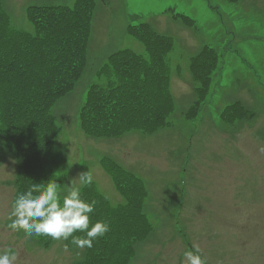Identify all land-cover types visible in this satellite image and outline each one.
Wrapping results in <instances>:
<instances>
[{
  "label": "rangeland",
  "instance_id": "rangeland-1",
  "mask_svg": "<svg viewBox=\"0 0 264 264\" xmlns=\"http://www.w3.org/2000/svg\"><path fill=\"white\" fill-rule=\"evenodd\" d=\"M94 1L85 69L75 89L52 108L62 127L55 140L64 156L62 200L73 184L80 189L87 183L79 179L87 172L112 203L123 201L103 168L107 156L143 180L144 209L154 225L127 264H186L194 244L206 264H264V0ZM74 2L3 0V6L15 27L33 31L29 6ZM139 22L173 40L170 123L149 133L91 136L80 120L88 87L112 52H144L128 33V25ZM206 45L217 48L218 66L208 94L188 119L196 97L192 58ZM235 100L244 102L245 115L225 118ZM12 158L0 163V255L11 249L14 264H75L80 251H65V240L43 247L39 238L8 227L15 219H9L15 202Z\"/></svg>",
  "mask_w": 264,
  "mask_h": 264
},
{
  "label": "trees",
  "instance_id": "trees-1",
  "mask_svg": "<svg viewBox=\"0 0 264 264\" xmlns=\"http://www.w3.org/2000/svg\"><path fill=\"white\" fill-rule=\"evenodd\" d=\"M93 6V0H77L73 6L33 9L35 32L29 33L11 25L0 0V163L8 155L15 160V200L33 185L46 189L65 178L61 171L64 157L55 145L61 127L52 108L83 71ZM128 33L145 50L123 48L110 55L101 68L102 80L90 87L80 109L81 124L91 135L115 136L132 129L154 132L169 125L174 113L169 59L172 38L149 22L128 25ZM218 61L217 48L209 46L192 58L196 100L185 113L188 119H193L208 94ZM228 112L229 117H240L245 109L236 103ZM102 161L125 201L112 204L93 185L80 192L82 200L95 202L89 230L97 222H106L110 231L94 240L92 248L82 250L78 264H127L136 242L153 229L143 209L147 191L138 176L116 161L109 157ZM59 198L63 206L61 195ZM74 235L86 238L87 234L78 231ZM36 238L44 244L53 241L50 236Z\"/></svg>",
  "mask_w": 264,
  "mask_h": 264
},
{
  "label": "clouds",
  "instance_id": "clouds-1",
  "mask_svg": "<svg viewBox=\"0 0 264 264\" xmlns=\"http://www.w3.org/2000/svg\"><path fill=\"white\" fill-rule=\"evenodd\" d=\"M79 179L82 183H92V177L87 172L80 173ZM59 188L58 183H51L46 189L33 185L25 194L19 195L9 217L15 219L8 227L13 231L23 230L29 238L44 235L56 241H67L73 237L71 243L76 247L92 248L94 240L105 236L110 231V226L106 222H97L89 230V214L94 212L95 202L90 204L82 200L80 190L73 184L61 206ZM78 231L86 232V238L74 237V233ZM193 248L194 252L185 253L186 264H206L201 247L194 244ZM15 260L16 256L11 254V249H6L5 254L0 255V264H14Z\"/></svg>",
  "mask_w": 264,
  "mask_h": 264
}]
</instances>
